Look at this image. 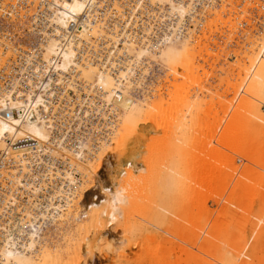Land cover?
<instances>
[{
  "label": "bare ground",
  "instance_id": "6f19581e",
  "mask_svg": "<svg viewBox=\"0 0 264 264\" xmlns=\"http://www.w3.org/2000/svg\"><path fill=\"white\" fill-rule=\"evenodd\" d=\"M52 2L56 8H49L52 11L49 22L57 26L51 27L55 34H61L62 30L59 28H66V23L82 15L86 7V0H52ZM152 2L167 4L179 15L180 22L183 20L182 24L178 23L175 26L177 29L174 32H179L178 35L175 34L178 37L172 34L178 38V44L173 36L165 39L168 44L154 47L152 50L133 43H125L118 52L128 56L127 64L123 68H118L114 74L94 63L78 64L75 60L78 50L72 47H67L58 55L57 40L51 37L38 47V50H41V59L46 62L44 69H50L58 74L57 85L63 86L65 75H70L72 71L76 73L75 78L89 83L92 95L89 101L91 106L90 110L84 112V115L89 117L88 120L96 116L97 121L99 118L108 121L102 124V126L105 125L103 128H110L107 138L104 139V137V141L97 139V147L89 151L88 156L83 152L84 149L89 150L88 142L79 141L76 144L77 147L71 150L61 143V137L55 140L57 143L52 141L56 134L52 118L44 121L40 114L41 111L52 112L50 108L54 95L52 89H48L50 87L48 82L42 89H38L37 83L27 78L25 83L29 90L24 96L22 92L16 90L22 80H14L12 84L8 82L11 95L1 90L0 111L18 112L17 116L8 118L5 117L6 112L0 115V150L7 152L6 158L11 157L19 162L22 157L25 158L22 160L21 167V171H24L29 169L27 164L32 165L35 159L34 152L38 154L36 156L47 153L54 158L68 161L67 167H70L72 172L62 175L61 169L57 168L55 170L57 176L64 177L70 184L66 185V190L62 189L63 193L57 191L48 197L43 196L42 198H47V201H43L40 199L41 196H38L37 187L23 185L20 176L13 174L14 168H5L11 173L9 190L11 189L12 193L1 190L3 195L0 197V264H78L83 246L86 245L91 253L94 242L97 240L95 238L108 226L117 223L118 216L123 219L122 223L121 220L118 222L122 225L123 235L125 232L127 237L128 235L134 237V233L139 229L131 225L130 218L135 210L141 211L140 207L144 203L142 201L148 194L146 190L141 191L143 185H146L148 174L143 169L142 174L141 169L140 172L135 170L134 172L131 168L129 171L124 169L121 172L123 174L113 175L112 168L123 158L138 156L144 140L151 138L147 132L139 129L141 124H154L156 127L154 132L165 128L167 138L179 143L183 151L187 152L186 155L182 153L179 157L174 170L175 179L172 177V182L169 181L173 184L174 196L180 201L179 203L170 201L172 212L176 207L183 208L186 205L188 202L185 203L186 197H189L191 201H199L202 194L211 190L210 182L214 169H219L221 172L222 169L218 168V165L227 166L229 159L235 157V145L240 144L241 137L249 132L245 112L249 106L258 101L259 94L255 89L264 88V38L260 37V32L256 29H251L250 33L243 35L240 27L242 19H249L243 16L258 8V1L253 3L252 0H221L218 4L203 8L202 12L194 14L191 13L193 11L191 4L180 5L170 0H152ZM34 8L29 10L30 13L34 11ZM190 14L196 26H193L195 30L184 27L187 26L185 17ZM74 21L79 22L76 19ZM84 27L85 25L82 24V28ZM218 33L226 37H230L233 33V41L239 48L237 55L241 64H244L247 74L241 76L244 90L234 93L229 99L233 101L232 109L217 112L218 102L209 99L212 98L208 97L210 89L204 86V83L207 82L210 74L213 75V72L209 73L205 69L208 64L207 58L210 57V70L214 71L213 66H216L219 56L226 54L223 50L215 51V47L221 46L215 39ZM89 34L99 38L106 35L102 27L94 24L88 30H81L79 37L87 39L86 36ZM241 38L243 41H240ZM34 42L36 41L31 43ZM75 44L80 47L79 41ZM102 50L106 51L107 47ZM30 53L33 54L34 51L31 50ZM53 55L56 56V61L52 60ZM0 64H2L1 59ZM143 64L159 68L161 76L149 82H144V79H137L139 82H135L131 76L134 70H139L140 66H144ZM141 74L142 77L145 76L144 71ZM49 81L56 83V80L49 79ZM66 87L68 90L76 89L74 82L67 84ZM202 94L207 95L208 101L205 102L207 97L205 100L201 99V96H205ZM202 104L205 111L201 110ZM80 115L78 119L82 120ZM109 116L115 119L117 124L114 120L115 125L110 124L112 120L109 122ZM75 125V128L79 129L77 126L79 124ZM90 125L94 124L91 122ZM96 127L93 126V129L97 130L98 127ZM192 133L200 134L199 136L203 139L198 138V135L195 137ZM161 138L156 140L160 141ZM251 138L252 136L249 137L250 144L257 147V139ZM31 144L35 145L34 152L30 150ZM156 144L157 142L149 143L148 147L151 149ZM84 156L87 157L88 165L83 164L81 157ZM150 157L148 156L147 160H150ZM128 164L129 162L124 165V168ZM74 173L81 175V179L76 180ZM87 173H91L89 178ZM5 174H7L5 171L0 172V178H7ZM96 176H100L102 180L105 179L109 186L101 182V185L98 184ZM170 177L168 176V179ZM165 182L167 185V181ZM162 183H164L163 180ZM20 185L22 189L24 187L31 191L30 194L26 193L25 200L21 199L23 192L15 196L13 191L14 188L15 191L18 190L17 186ZM172 191L173 189L170 192L174 193ZM59 194L64 195L66 200ZM98 194L104 196L105 203L100 204L96 199ZM163 197L166 196L163 194ZM63 200H65L64 204H62ZM167 208L169 209L168 206ZM168 209L167 211H170ZM140 213L138 215L141 216L142 213ZM164 214L165 212L163 216ZM148 221L146 220V223ZM119 228L121 229L120 226ZM142 230L144 231L143 228ZM143 231L136 235L141 236ZM92 233L95 235L91 237ZM232 233L233 230L230 227L226 228L227 239V235ZM153 240V238H147L146 243ZM225 243L227 244L228 240ZM150 245L153 246L151 243ZM153 247L155 250L161 248L160 245ZM209 252L202 256L206 264H224L219 255ZM226 255L230 257V264L234 262L239 264L238 252L234 250V252H227Z\"/></svg>",
  "mask_w": 264,
  "mask_h": 264
},
{
  "label": "rangeland",
  "instance_id": "374dc122",
  "mask_svg": "<svg viewBox=\"0 0 264 264\" xmlns=\"http://www.w3.org/2000/svg\"><path fill=\"white\" fill-rule=\"evenodd\" d=\"M252 1L253 3L258 1L259 5L257 9L252 10V13L250 11L243 16V18L248 17L249 19H242L240 24L241 34L246 35L250 33L251 29H256L260 32V37L264 38V2L262 0ZM191 17L192 15L189 17L190 22L184 27H190L195 30L196 26ZM185 21L187 20L185 19ZM193 26L195 27L193 28ZM176 33L177 35L179 34L178 31ZM176 33L174 32L173 34L175 35ZM177 37L174 38L178 44L179 40ZM233 38V33H231L230 37L223 36L220 33L215 35L216 41L221 45L215 47V51L223 50L226 54L223 53L219 56L216 66H213L214 71L210 70V57L207 58L208 64L205 66L207 72H213L212 76L210 74V77H207V82L204 83V86L210 89L208 97L212 98L209 99L218 102L216 104L217 112L228 111V108L232 109L233 101H229V99L234 93L244 90L241 76L247 74V71L237 55L239 48ZM241 39L240 41H243ZM6 53H3L2 57H5ZM0 59L2 60L1 57ZM143 65L139 67L138 71L142 68L141 71H144L145 76H150L149 81L161 76L159 68H153V65H151L152 68L150 65ZM147 81L148 79L144 80V82ZM13 82L14 80L10 81L11 84ZM0 86L2 87V85ZM260 88L261 90L255 89L259 94L257 103L249 106L245 112L244 116L247 125H249V132L241 137L240 144L237 143L235 145V157L229 159L227 166L221 167L218 165V168L222 169L221 172L219 169H214L213 178L210 182L211 190L202 194L199 201H191L189 197H186L185 203L188 201L186 205L183 208L176 207L173 212L172 209L170 210V201H172L171 203H179L180 201L174 196V187L170 182H172L171 178L175 177L174 170L179 157L182 156V153L186 155L187 152L183 151L179 143L172 142L167 138L168 135H166L167 130L165 128H160L157 132H154L156 131L154 124L139 125V129L147 132V135L151 138L144 140L138 156H129L121 159L113 167L114 169L112 168L114 173H111L113 175L123 174L121 172L124 169L129 171L133 168V171L141 169L142 172L143 169L148 174L146 185H143L141 190L142 192L146 190L148 193L140 207L142 214L139 210H135V213L132 212L131 214V218H135H130V222L132 220L131 225L138 228V232L141 233L143 231L142 228L144 231L141 236L140 234L136 235L138 232H135L134 237H131V235L127 237L124 232L125 237L121 225L123 219L118 216V222L121 220V223H114L103 230L95 238L97 240L94 242L91 253L86 245L85 247L83 246L80 253L81 259L78 264H206L202 256L209 251L219 255L224 264H230V257L226 253L234 252V250L239 253V264H264V88ZM202 95L205 96H201V99L204 98L205 100L207 95ZM208 97L205 102L208 101ZM203 106L202 104L201 110L205 111ZM111 120L112 122H110ZM113 120L116 122L113 118H110L109 122L115 125ZM193 135L196 137L200 134L195 133ZM250 136H252L251 139L253 140L257 139V147L250 144ZM159 137L162 138L157 141L156 139H159ZM198 138L203 139L201 136ZM156 142L155 147L151 149L148 147L149 143L153 144ZM146 153L149 157L151 156L150 160H147L148 156ZM127 162L129 164L124 168ZM83 164L88 165L87 157L83 158ZM221 173L223 174L221 175ZM87 174L89 178L91 173ZM136 174L138 173L136 172ZM171 174L172 176L170 177ZM100 176L95 177L96 182L109 186L106 180H102ZM168 176L170 177L169 179ZM95 178L92 177V179ZM162 180L164 183H162ZM165 181H167V185ZM172 189L174 193L170 192ZM163 194L166 197H163ZM98 195L96 199H98L100 204L105 203L104 196L102 194ZM175 199L177 200L175 201ZM161 205L164 206L161 207ZM167 209L170 211H167ZM163 212H165L164 216ZM139 213L141 216L138 215ZM146 220L149 221L146 223ZM149 224L150 226H148ZM142 225H145V228ZM228 227L233 230V233L227 235V239L225 231ZM93 235L95 234L92 233L91 237ZM147 238H153L154 240L146 243ZM227 240L228 243L226 244ZM150 243L155 247L160 245L161 248L159 247L160 249L156 248L155 250ZM165 247L166 250H164ZM161 250L164 251L161 252ZM234 264L236 263L234 262Z\"/></svg>",
  "mask_w": 264,
  "mask_h": 264
},
{
  "label": "built area",
  "instance_id": "2783aa9c",
  "mask_svg": "<svg viewBox=\"0 0 264 264\" xmlns=\"http://www.w3.org/2000/svg\"><path fill=\"white\" fill-rule=\"evenodd\" d=\"M170 1L180 5L191 4L193 6L191 13L194 14L203 8L218 4L221 0ZM50 7L56 8L52 0H0V57L2 58L0 94L1 90L10 94V83L8 84V82L13 80H22L16 87V90L22 92V96L29 90L25 83L27 78L35 81L38 89H42L48 82L50 85L48 89L51 88L54 95L50 108L52 112L41 111L40 114L44 121H47V118H52L56 131L52 141L57 143L55 140L61 137V143L71 150L77 147L76 144L79 141L88 142L89 150H83L88 156L89 151H93L94 147H97V139L104 141L107 138L110 128H103L102 124H106L108 121L103 118H99L97 121L96 116L94 119L88 120L89 117H86L84 112L90 110L91 106L89 101L92 99V95L89 83L75 78L76 73L72 71L70 75H65L63 86L57 85L58 74L50 69H44L46 62L41 59V50H38L39 45L44 44L51 37L57 40L56 51L58 55L67 47H72L74 50H78L75 57L78 64L94 63L114 74L118 68H123L128 61V56H125V53L118 52L123 44L133 43L151 50L154 47H162L168 44L165 39L169 36L172 38V34L177 29L175 26L178 23L182 24L183 20L180 22L179 15L172 11L167 4L154 3L152 0H86V7L82 15L73 16L79 22H75L74 19L69 20L66 23V28H59L62 30L61 34H55L51 28L55 24L49 22L52 14ZM31 8H34L32 13L29 11ZM185 19L187 23L190 22L189 15ZM4 22L8 23L5 24ZM82 24L85 25L84 28H82ZM94 24L102 27L106 35L99 38L89 34L86 36L87 39H80V31L88 30ZM33 41L36 42L31 43ZM78 41L80 47L75 44ZM104 47H107L106 51L102 50ZM31 50L34 51L33 54L30 53ZM3 53H6L5 57H2ZM52 60L56 61L55 55L52 56ZM21 68H23L22 72H20ZM35 69L36 71H34ZM142 76V74H138V69H135L131 78L137 83L141 79H148L149 82V75ZM49 79L56 80V83H50ZM72 82L76 88L74 91L68 90L66 87ZM65 90L68 92L63 93ZM7 106L9 107V105ZM4 112H6V118L18 114L14 110H1L0 115ZM78 115L81 116L82 120L78 119ZM91 122L94 125H90ZM75 124H79L77 125L79 129L75 128ZM97 125L98 129H93V126ZM6 143L10 144L8 141ZM30 150L32 152L36 150L34 144L30 145ZM33 155L35 159H33L32 165L27 164L29 169L21 171L22 160L25 158L22 157L20 162L11 157L6 158L7 152L0 150V172L5 171L7 173L5 174L7 178H0V193H2V189L8 191L9 194L12 193L11 189L9 190L11 173L9 169H5L8 167L14 168L13 174L18 175L17 177L20 176L23 185L29 184L31 187H37L39 189L38 196H41L40 199L43 201H47L46 197L55 194L57 191L63 193L62 189L66 190V185L70 183L64 177H58L55 170L60 168L62 175H65L66 172H72L71 168L67 167L68 161L54 158L47 153H40V156H36L38 154L34 152ZM73 176L76 180L80 178L78 173H74ZM17 187L19 188L16 191L15 188L13 189L15 196H19L23 192L21 199L25 200L26 193L30 194L31 191L24 187L23 190L21 185ZM67 194L69 193L67 192ZM2 195L3 193L0 197ZM59 195L66 200L64 195ZM43 196L46 197L42 198ZM65 200L62 201V204Z\"/></svg>",
  "mask_w": 264,
  "mask_h": 264
}]
</instances>
